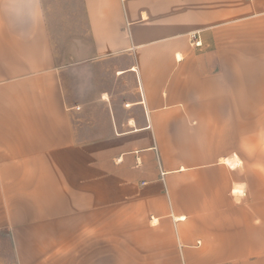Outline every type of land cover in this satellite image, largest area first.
I'll use <instances>...</instances> for the list:
<instances>
[{
    "label": "crops",
    "instance_id": "obj_1",
    "mask_svg": "<svg viewBox=\"0 0 264 264\" xmlns=\"http://www.w3.org/2000/svg\"><path fill=\"white\" fill-rule=\"evenodd\" d=\"M0 264H264V0H0Z\"/></svg>",
    "mask_w": 264,
    "mask_h": 264
},
{
    "label": "rangeland",
    "instance_id": "obj_2",
    "mask_svg": "<svg viewBox=\"0 0 264 264\" xmlns=\"http://www.w3.org/2000/svg\"><path fill=\"white\" fill-rule=\"evenodd\" d=\"M113 214L111 216L112 224L110 227H107V236L109 237V241L98 242V241H91L86 243L88 248L93 250L92 253H132L133 249V242H132V234H130L131 226H123L118 225V219ZM114 218V219H113ZM124 221V220H123ZM116 222V223H115ZM89 229V230H88ZM85 231L87 233L94 234V228L88 227ZM106 227H103V233L105 235Z\"/></svg>",
    "mask_w": 264,
    "mask_h": 264
},
{
    "label": "built area",
    "instance_id": "obj_3",
    "mask_svg": "<svg viewBox=\"0 0 264 264\" xmlns=\"http://www.w3.org/2000/svg\"><path fill=\"white\" fill-rule=\"evenodd\" d=\"M191 37L193 39V44H195V46H199L201 44V41L198 38V34L196 32L192 33Z\"/></svg>",
    "mask_w": 264,
    "mask_h": 264
},
{
    "label": "bare ground",
    "instance_id": "obj_4",
    "mask_svg": "<svg viewBox=\"0 0 264 264\" xmlns=\"http://www.w3.org/2000/svg\"><path fill=\"white\" fill-rule=\"evenodd\" d=\"M227 159H228V158H227ZM234 159H235V158H234ZM231 160H232V159H231ZM228 163H229L230 165H232V162H231V161H229Z\"/></svg>",
    "mask_w": 264,
    "mask_h": 264
}]
</instances>
